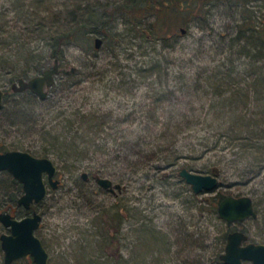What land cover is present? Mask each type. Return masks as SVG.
<instances>
[{"label":"rangeland","instance_id":"obj_1","mask_svg":"<svg viewBox=\"0 0 264 264\" xmlns=\"http://www.w3.org/2000/svg\"><path fill=\"white\" fill-rule=\"evenodd\" d=\"M131 1L0 0V39L10 34L0 45V86L10 101L18 75L31 79L56 59L76 69L55 76L45 100L15 92L16 106L0 112V145L58 166L59 187L34 205L49 264H225L217 258L230 230L264 243V41L255 28L264 25V0L198 1L165 14L162 37L148 27L153 18L109 19ZM91 10L109 19L110 38L97 49L104 35L90 30L54 53L58 25L87 23ZM73 138V149L58 147ZM166 149L183 157L168 164ZM183 166L205 174L217 167L219 186L194 193ZM105 176L122 189L101 187ZM17 189L0 173V212L24 217L12 201ZM218 193L252 196L258 217L225 222L205 202ZM8 231L0 222V235Z\"/></svg>","mask_w":264,"mask_h":264},{"label":"water","instance_id":"obj_2","mask_svg":"<svg viewBox=\"0 0 264 264\" xmlns=\"http://www.w3.org/2000/svg\"><path fill=\"white\" fill-rule=\"evenodd\" d=\"M185 29L182 32L185 33ZM95 47L103 44L102 37L95 39ZM54 66L44 69L43 73L33 76L31 79L20 78L13 83L15 92L30 90L41 100L49 95V89L54 86L56 77L59 74L69 75L76 71L75 68L64 69L55 60ZM4 91L0 88V109L3 107ZM9 171L14 179L23 183L24 193L17 202L25 209L30 210L33 205H38L47 198L49 187L57 189L61 180L56 177L58 166L54 160L47 156H35L27 150H10L0 154V172ZM213 173L202 174L193 172L187 167L180 170V176L186 183L192 186L194 193H203L216 190L219 186V171L216 167ZM87 179V173L82 174ZM98 184L104 189L115 192L121 190L119 183H114L109 177H97ZM218 206V215L227 223L243 222L258 217L256 203L249 195L240 197L229 195L223 198ZM43 214L34 210L32 214L24 217L15 216L9 211L0 212V222L9 229L8 232L0 235L1 247L4 251L5 264H12L24 257H33L32 264H49L50 255L44 246L41 237L36 231L41 226ZM248 234L244 230H232L227 235L225 250L219 258L225 264H243L250 261L252 264H264V244L249 242Z\"/></svg>","mask_w":264,"mask_h":264},{"label":"trees","instance_id":"obj_3","mask_svg":"<svg viewBox=\"0 0 264 264\" xmlns=\"http://www.w3.org/2000/svg\"><path fill=\"white\" fill-rule=\"evenodd\" d=\"M198 1H205V0H136V1H131V2H119V5L115 6L114 9L109 11V19H111L112 14H114V15H117V18L122 16L126 18L129 23L138 24V23H143V21L147 20L148 18H153L154 20L148 23V27L152 28L153 33H155L157 37H162L161 31H163V28H164L163 25L165 23V14H168L171 11H176V10H179V11L187 10V8H189L195 3H198ZM91 11H94V12H91ZM91 11H90L91 14L89 12L86 18L88 20L87 23H82V24L76 23L75 25H68V26H66L65 23H64L65 26L58 25V27H61V29L63 30H59L57 34L52 36V39H53L52 46L54 48V53H57L58 55L62 54L65 44H68L70 42L76 43L80 35H84V34L86 35L87 31L89 32L90 30H92L95 33H98V32L102 33L104 35L103 40H107L110 38V35H112L111 33L112 24L109 22V19L103 21L99 17H96L98 14H95L96 12L95 10H91ZM1 17L2 16H0V20H1ZM93 23H96V24L93 25ZM98 23L100 24L97 26ZM255 28L258 29V34L261 37V39L264 41V25L259 28L256 26ZM42 30L44 32L47 31L46 28L44 27L40 28V30L38 31L42 34L41 32ZM3 34H4L3 37H1L0 39V42H1L0 45L4 44L7 46L10 42L8 38L10 34L9 33L8 34L3 33ZM43 35H46V33H43ZM6 39H8L9 42L5 43ZM259 55L261 56V54ZM21 74H24L25 76V74L27 73H21ZM18 76L19 78H21L20 77L21 75H18ZM263 80H264V77L262 76L259 81H263ZM246 136H248V138L246 139L250 138V135H246ZM57 143L58 141L56 139L54 144L57 145ZM59 145H60L58 146L59 148L65 147V149H67L66 151H69V149L70 148L73 149L74 146L77 145V143L75 142V138H73L69 143L64 142L62 146L61 144ZM65 149L63 150L64 153H65ZM166 150L167 151L165 152H167V154L165 157H163V161L168 164H175L176 162H178L179 159L183 157V154L178 155L176 150L174 149L172 150L166 149ZM190 170L194 171L195 169L194 170L190 169ZM195 172L205 174V168H198L195 170ZM94 176H97V174L95 173ZM14 180L16 183H18V189L16 190L17 191L16 193H18V191H21L20 190L21 186L17 179H14ZM225 197L226 195H224L223 193H218V195L214 198L213 203L209 201L208 199L205 200V202L207 204H212V210L218 216V206H219L218 203ZM17 200H18L17 197H14L12 199V201L15 202V204H17V206L22 211L23 208L19 204V202H17ZM33 209H34V206L30 210H33ZM25 212L28 214L31 213L29 212V210H25L24 213ZM14 215L18 216L17 214H14ZM224 237L227 238V234ZM31 260H32L31 262L33 263V259ZM217 260L220 261L221 259L217 258ZM221 262L224 263L223 261Z\"/></svg>","mask_w":264,"mask_h":264},{"label":"flooded vegetation","instance_id":"obj_4","mask_svg":"<svg viewBox=\"0 0 264 264\" xmlns=\"http://www.w3.org/2000/svg\"><path fill=\"white\" fill-rule=\"evenodd\" d=\"M14 83V82H13ZM13 83L11 84V90H13V93H12V100L10 101L9 100V97H10V92H9V90L7 89V88H5V87H3V86H0V88L4 91V96H3V107L0 109V112H1V110L5 107V106H7V104H9L11 107L12 106H16V101H15V90L12 88V85H13ZM26 91H30V90H26ZM31 92V91H30ZM35 94V93H34ZM36 95V94H35ZM37 96V95H36ZM1 144V143H0ZM14 149H17V150H21L20 149V146L18 147H13V148H4V147H1V145H0V154H2V153H5V152H8V151H10V150H14ZM6 171V170H5ZM9 172V171H8ZM0 173H2V172H0ZM10 173V172H9ZM11 174V173H10ZM12 175V174H11ZM14 178V177H13ZM16 179V178H15ZM18 180V179H17ZM19 181V180H18ZM19 183H20V190L22 191V194L24 193V190H23V183H21L20 181H19ZM50 188V187H49ZM21 194V195H22ZM20 195V196H21ZM34 206V205H33ZM35 209H33L32 211H31V213L30 214H32L33 213V211H34ZM241 223V222H240ZM230 231H232V230H230ZM228 233H230V232H228ZM247 233V232H246ZM248 234V233H247ZM228 235V234H227ZM248 237H249V235H248ZM249 242H252V241H250V237H249V240L248 241H246L244 244H247V243H249ZM253 242H255V241H253ZM255 243H258V242H255ZM264 244V243H263ZM224 252V251H223ZM221 254V253H220ZM4 262H5V260H4ZM15 263V262H14ZM13 264V263H12ZM243 264H252V262H250V261H245L244 260V262H243Z\"/></svg>","mask_w":264,"mask_h":264}]
</instances>
